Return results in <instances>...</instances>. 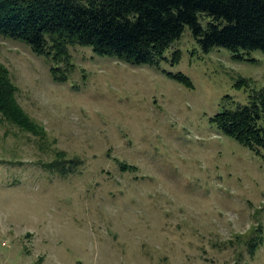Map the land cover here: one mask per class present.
I'll return each instance as SVG.
<instances>
[{
  "label": "rangeland",
  "instance_id": "374dc122",
  "mask_svg": "<svg viewBox=\"0 0 264 264\" xmlns=\"http://www.w3.org/2000/svg\"><path fill=\"white\" fill-rule=\"evenodd\" d=\"M69 53L56 82L45 57L0 36L16 100L46 132L0 115V264H264V242L251 256L246 237L258 224L264 237V149L210 121L264 87V52L204 51L186 27L157 66ZM63 153L74 173L51 167Z\"/></svg>",
  "mask_w": 264,
  "mask_h": 264
},
{
  "label": "trees",
  "instance_id": "16d2710c",
  "mask_svg": "<svg viewBox=\"0 0 264 264\" xmlns=\"http://www.w3.org/2000/svg\"><path fill=\"white\" fill-rule=\"evenodd\" d=\"M209 18L204 26L200 19ZM186 27L204 51L214 46L230 51L233 59L249 52H264V0H0V36L26 43L33 53L45 57L54 81L66 82L70 47L89 46L99 55H111L132 66H157L182 37ZM172 52V62L180 59ZM61 64V66H59ZM192 87L189 77L169 73ZM234 86H251L244 77ZM16 86L9 70L0 63V115L33 135H46L18 104ZM225 98H230L226 96ZM234 106V107H233ZM210 118L226 136L254 152L264 149V87L250 93L247 104L234 103ZM40 127L41 130L38 128ZM122 168H130L119 163ZM61 175L74 173L78 164L64 153L50 164ZM133 168V167H132ZM262 225L251 229L249 253L263 244Z\"/></svg>",
  "mask_w": 264,
  "mask_h": 264
}]
</instances>
